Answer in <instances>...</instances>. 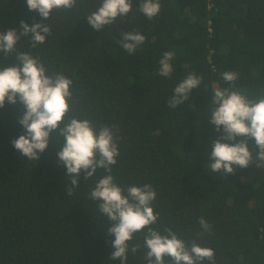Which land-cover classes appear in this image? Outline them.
<instances>
[{
  "label": "trees",
  "instance_id": "16d2710c",
  "mask_svg": "<svg viewBox=\"0 0 264 264\" xmlns=\"http://www.w3.org/2000/svg\"><path fill=\"white\" fill-rule=\"evenodd\" d=\"M140 2L132 0L124 20L96 31L86 16L101 0H76L48 21L29 11L26 0H0V32L19 33L21 20L51 26L45 43L32 48L24 37L17 47L72 79L69 115L117 126L120 155L112 174L121 186H153L159 218L152 227L188 239L203 216L212 232L198 243L214 250L216 264H264V164L228 177L207 164L212 141L221 136L207 116L210 96L229 86L221 74L237 72L235 87L250 96L264 92V0H159L152 20L139 11ZM132 30L145 42L129 54L117 40ZM165 51L175 53L170 78L158 74ZM14 62L13 55L0 67ZM189 73L200 75L201 84L170 109L166 100ZM22 112L19 102L0 108V264H120L109 259L113 222L89 197L103 171L88 181L81 173L68 194L66 168L57 163L60 144L50 142L37 161L14 149L11 141L24 132ZM131 243H142V234ZM142 257L143 251H129L126 264H145Z\"/></svg>",
  "mask_w": 264,
  "mask_h": 264
},
{
  "label": "clouds",
  "instance_id": "9594fccd",
  "mask_svg": "<svg viewBox=\"0 0 264 264\" xmlns=\"http://www.w3.org/2000/svg\"><path fill=\"white\" fill-rule=\"evenodd\" d=\"M29 11H36L48 21L54 10H68L76 6V0H26ZM161 10L159 0H141L139 11L152 20ZM132 11V0H101L97 9L86 16L93 30L101 31L111 26ZM20 32L9 28L0 32V53L2 59L15 57L11 66L0 67V108L5 102L15 105L19 102L23 110L18 123L24 132L11 143L24 158L37 161L50 142L61 145L57 151V163L66 168L68 194L78 183L81 173L88 181L102 170L103 174L94 180L89 197L95 202L96 212L106 214L113 223L107 233L114 237L111 246L114 251L110 260L126 264L129 251L135 255L143 251L145 264H216L215 252L211 247L201 246L198 241L206 234L211 235L212 226L203 216L199 218L200 231L184 239L171 228L163 233L152 227L157 223L159 213L154 212L156 191L151 184L121 186L115 182L112 166L120 155L118 149V128L115 125H99L87 118L69 115L75 112L72 79L60 72H50L45 63L30 52L20 50L17 45L24 37H30V46L35 48L51 35V26L36 21L29 25L20 21ZM117 40L120 47L129 54L143 45L145 36L137 31L122 32ZM175 53L165 51L159 59L158 74L171 77ZM222 78L228 87L212 89L208 105V119L220 138L212 141L208 169L229 176L236 168H247L264 164V92L250 96L235 87L239 74L224 71ZM202 82L200 75L189 73L173 88V94L166 100L170 109H175L189 99L190 93ZM227 143L222 141H236ZM252 147L249 148L248 141ZM142 234V243H131L136 234Z\"/></svg>",
  "mask_w": 264,
  "mask_h": 264
}]
</instances>
